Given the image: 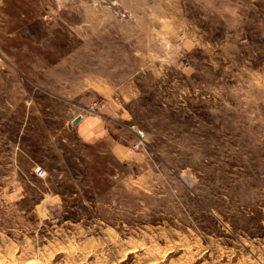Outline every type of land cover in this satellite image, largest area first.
I'll use <instances>...</instances> for the list:
<instances>
[{
  "label": "rangeland",
  "instance_id": "1",
  "mask_svg": "<svg viewBox=\"0 0 264 264\" xmlns=\"http://www.w3.org/2000/svg\"><path fill=\"white\" fill-rule=\"evenodd\" d=\"M8 259L264 264V0H0Z\"/></svg>",
  "mask_w": 264,
  "mask_h": 264
},
{
  "label": "crops",
  "instance_id": "2",
  "mask_svg": "<svg viewBox=\"0 0 264 264\" xmlns=\"http://www.w3.org/2000/svg\"><path fill=\"white\" fill-rule=\"evenodd\" d=\"M80 113L76 114L72 120L79 116ZM81 115V118L78 120L74 126L76 135L79 137L80 141L85 145H95L101 142L106 136H108L109 126L102 120V118L95 113L84 112ZM71 120V121H72ZM35 168L33 167L32 172L35 177H39L35 174ZM18 183L19 181H15ZM46 198L42 199L41 204L45 201ZM40 203L37 205L39 206Z\"/></svg>",
  "mask_w": 264,
  "mask_h": 264
},
{
  "label": "built area",
  "instance_id": "3",
  "mask_svg": "<svg viewBox=\"0 0 264 264\" xmlns=\"http://www.w3.org/2000/svg\"><path fill=\"white\" fill-rule=\"evenodd\" d=\"M100 104L98 102H92L85 112L95 113L99 109ZM35 174L39 177H44L46 175V170L42 167H35Z\"/></svg>",
  "mask_w": 264,
  "mask_h": 264
},
{
  "label": "bare ground",
  "instance_id": "4",
  "mask_svg": "<svg viewBox=\"0 0 264 264\" xmlns=\"http://www.w3.org/2000/svg\"><path fill=\"white\" fill-rule=\"evenodd\" d=\"M153 246V245H152ZM155 247V246H154ZM158 249H160V248H158ZM161 250V249H160ZM153 252V251H152ZM159 252H161V251H159ZM10 253V252H9ZM154 253V252H153ZM145 254H147V252H145ZM24 255V254H23ZM149 255V254H148ZM25 257V256H24ZM10 260V261H9ZM1 261V260H0ZM36 261V260H35ZM35 261H31V262H27V263H25V264H36V262ZM4 262V261H3ZM23 262V261H22ZM14 263V261L12 260V259H8L7 260V262L6 263H2V262H0V264H13Z\"/></svg>",
  "mask_w": 264,
  "mask_h": 264
},
{
  "label": "water",
  "instance_id": "5",
  "mask_svg": "<svg viewBox=\"0 0 264 264\" xmlns=\"http://www.w3.org/2000/svg\"><path fill=\"white\" fill-rule=\"evenodd\" d=\"M80 118H81V115L75 117V118L72 120V123H73V124H76Z\"/></svg>",
  "mask_w": 264,
  "mask_h": 264
}]
</instances>
